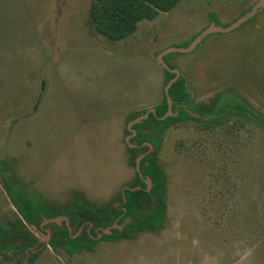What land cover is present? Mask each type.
Returning a JSON list of instances; mask_svg holds the SVG:
<instances>
[{"label":"rangeland","instance_id":"1","mask_svg":"<svg viewBox=\"0 0 264 264\" xmlns=\"http://www.w3.org/2000/svg\"><path fill=\"white\" fill-rule=\"evenodd\" d=\"M90 2L0 0V172L52 212L75 199L108 205L132 182L126 117L160 103L161 53L192 43L212 15L227 31L166 54L168 65L197 105L226 93L264 116V0H181L118 42L95 32ZM157 164L161 229L69 258L29 227L43 244L35 264H264L263 126L239 115L174 124ZM15 220L0 178V225ZM11 257L0 264L22 261Z\"/></svg>","mask_w":264,"mask_h":264},{"label":"trees","instance_id":"2","mask_svg":"<svg viewBox=\"0 0 264 264\" xmlns=\"http://www.w3.org/2000/svg\"><path fill=\"white\" fill-rule=\"evenodd\" d=\"M180 2L181 0H91L88 15L97 34L109 41L118 42L131 36L139 22L151 21L160 13H168ZM211 21L218 25L215 15L211 16ZM187 45L184 43L182 46ZM164 61L168 65L167 56ZM168 67L173 69L171 65ZM165 76L168 82L175 74L165 70ZM168 96L172 101L171 116L160 119L167 111V98L164 93L160 103L153 107L155 113H150L147 119L132 126L136 134L129 140L127 148L134 166L136 159L143 155L139 161V173L135 171V177L127 189H123L116 200L108 205L94 207L82 199H75L66 209L52 212L46 205L29 197L16 181L0 172L5 191L16 210L15 221L0 225L1 261L10 263L11 256H22L27 259L28 264L35 263L37 250L42 245L29 227L41 232L48 231L49 247L61 249L69 258L84 251H93L100 241L132 239L142 231L161 229L167 210L166 175L157 164V156L161 137L167 128L186 121L214 124L233 115L246 117L264 127V116L246 108L241 101L226 93L218 94L210 106L197 105L192 101L181 76L169 87ZM144 112L145 110H141L129 114L126 123ZM124 132L126 136L130 134L127 128ZM146 179L151 183L149 191ZM59 216L67 218L68 225L64 220L60 224H42L46 219ZM115 222L122 226L121 229L112 228L110 234L102 233L103 229Z\"/></svg>","mask_w":264,"mask_h":264},{"label":"water","instance_id":"3","mask_svg":"<svg viewBox=\"0 0 264 264\" xmlns=\"http://www.w3.org/2000/svg\"><path fill=\"white\" fill-rule=\"evenodd\" d=\"M263 0H261V2L256 6L258 7L261 3H262ZM256 7L248 14H246L245 16H243V18H241L240 20H237L235 22V24L233 26H231L230 28H233L235 26H237L238 24H240L241 22L245 21L246 19H248L256 10ZM227 29H222L221 26H218V25H212L210 28L204 30L203 32H201L193 41L192 43L188 44L187 46L185 47H174V48H169L167 50H165L164 52L161 53L160 55V60H161V63L166 67L167 70H169L170 72H173L175 74V77L173 79H171L166 88H165V96L167 98V111L166 113L160 117V119H165L167 118L168 116H171L173 113H172V110H171V106H172V101L170 99V97L168 96V89L169 87L171 86V84L179 77V74L177 71L175 70H172V69H169L168 66L166 65V63L163 61V58L165 57L166 54H169V53H172V52H186V51H189L191 49H193V47H195V45L200 42L203 38H205L207 35L211 34V33H216V32H226ZM150 113H155V110L154 108H149L147 110H145L144 113H142L141 115H139L138 117H136L135 119H133L132 121H130L128 123V126H127V129L129 130L130 134L126 136V142L129 144V140L136 134V131L134 129H132V126L134 124H137V123H140L142 122L143 120L147 119L149 114ZM193 116L197 117L198 115L195 114V113H191ZM131 146V145H130ZM143 155L139 156L137 159H136V162H135V167H136V171L139 173V161L140 159L142 158ZM146 184H147V191H149L150 187H151V183L149 181V179H146L145 180ZM127 189L124 188V190ZM61 220H64L66 222V224L68 225V220L67 218L63 217V216H59V217H55V218H51V219H46L42 224H47V223H56V224H60L61 223ZM128 221V220H127ZM126 221V222H127ZM122 226H118L116 224V222L106 228V229H103L102 230V233L103 234H110V230L112 228H117V229H121ZM47 239H46V242L49 241V238H50V234L49 232H47ZM100 237V235H98V238Z\"/></svg>","mask_w":264,"mask_h":264},{"label":"flooded vegetation","instance_id":"4","mask_svg":"<svg viewBox=\"0 0 264 264\" xmlns=\"http://www.w3.org/2000/svg\"><path fill=\"white\" fill-rule=\"evenodd\" d=\"M35 229V228H34ZM35 231L36 232H38V233H43L44 235L46 234L45 232H41V231H37L36 229H35ZM33 233V232H32ZM33 235L37 238V236L33 233ZM38 239V238H37ZM39 242V241H38ZM49 242V241H48ZM48 242H46V244H45V246H49L48 245ZM39 244H41L40 242H39ZM42 246H43V244H42ZM40 249V248H39ZM22 261H21V263H24L27 259L26 258H22L21 259ZM20 262L19 263H17V264H21ZM27 263H28V261H27Z\"/></svg>","mask_w":264,"mask_h":264},{"label":"crops","instance_id":"5","mask_svg":"<svg viewBox=\"0 0 264 264\" xmlns=\"http://www.w3.org/2000/svg\"><path fill=\"white\" fill-rule=\"evenodd\" d=\"M40 254H41V253H40ZM75 255H76V254H75ZM38 256H39V252H38V255H37V257H38ZM73 256H74V255H73ZM73 256H72V257H73ZM37 257H36V259H37ZM35 263H36V260H35ZM35 263H34V264H35Z\"/></svg>","mask_w":264,"mask_h":264}]
</instances>
